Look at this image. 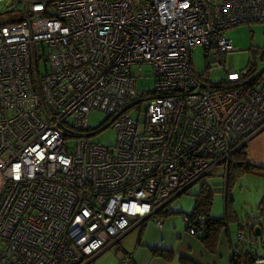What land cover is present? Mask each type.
Instances as JSON below:
<instances>
[{
  "label": "built area",
  "instance_id": "2783aa9c",
  "mask_svg": "<svg viewBox=\"0 0 264 264\" xmlns=\"http://www.w3.org/2000/svg\"><path fill=\"white\" fill-rule=\"evenodd\" d=\"M250 23L264 25V0H0V264H90L160 228L216 167L225 181L264 129V46L241 71L224 63L236 50L223 32ZM196 46L218 83L195 75ZM132 106L142 122L123 116ZM91 111L110 119L111 145L89 142ZM183 220L203 235V217Z\"/></svg>",
  "mask_w": 264,
  "mask_h": 264
},
{
  "label": "rangeland",
  "instance_id": "374dc122",
  "mask_svg": "<svg viewBox=\"0 0 264 264\" xmlns=\"http://www.w3.org/2000/svg\"><path fill=\"white\" fill-rule=\"evenodd\" d=\"M223 36L236 50L225 55V66L235 72L241 71L252 61L254 51L264 46V25L258 23L240 24L225 30ZM191 66L195 75H207L212 83H218L222 78V71L215 69L212 65H206L203 50L199 46L194 47L191 51ZM137 69L141 73V79L137 77ZM132 73L135 77L137 90L145 92L144 96H147L146 93L151 92L153 89L152 69L146 65H139L132 69ZM123 116L141 122L144 118L140 106H132L123 113ZM109 122L110 119L102 113L91 111L86 117L88 132L94 133L89 142L104 146L111 145L114 140V132L111 130ZM220 170L221 167H216L209 173V178L205 179V183L214 190L209 210L210 215L213 216L222 215L223 212V195L221 191L225 189L224 180L219 176H215ZM198 186L197 184L191 187L185 194L175 198L168 207L169 212L173 214H169L166 225L168 227L171 221L174 222L169 231L174 232L172 233L174 237L180 236V240L188 236L186 222L183 219L185 215H189L192 211V195L198 191ZM228 190L231 197V218L226 221V227L231 243L240 245L255 239L256 244L252 245V249L256 250L257 253H261L260 243L264 240V217L261 216V207L264 205V178L253 174L237 175L231 186L229 185ZM247 219L249 221L246 224ZM146 223L149 227L152 226L151 221ZM254 228L258 229V236L254 235ZM237 234L242 236L241 242L237 240ZM91 264H118V260L113 249H108L98 255ZM255 264H264V261Z\"/></svg>",
  "mask_w": 264,
  "mask_h": 264
},
{
  "label": "crops",
  "instance_id": "0c3cea01",
  "mask_svg": "<svg viewBox=\"0 0 264 264\" xmlns=\"http://www.w3.org/2000/svg\"><path fill=\"white\" fill-rule=\"evenodd\" d=\"M243 151L245 163L264 171V129L246 142ZM253 175L264 178L260 173ZM170 213L160 217V228L153 223L149 227L145 222L114 244L110 249L117 260L125 255L130 257L131 264H230L232 243L227 230L220 232L214 252L210 254L195 236L188 235L180 240V236L172 235L174 232L169 229L174 222L166 225Z\"/></svg>",
  "mask_w": 264,
  "mask_h": 264
},
{
  "label": "trees",
  "instance_id": "16d2710c",
  "mask_svg": "<svg viewBox=\"0 0 264 264\" xmlns=\"http://www.w3.org/2000/svg\"><path fill=\"white\" fill-rule=\"evenodd\" d=\"M243 149L244 147H242V149H240L239 151H237L232 155L227 167L226 179L223 184L225 189L221 191L223 195V212L221 217L213 218L212 216H210L209 213L212 197L214 194V190L205 183V179L209 178V175L204 180H202V182L198 184L199 185L198 191L192 195L193 197L192 211L188 216H185L190 221L197 217H203L204 219L202 226L203 235L202 236L196 235L195 237L200 241L201 245L210 254L214 252L220 232L222 230H227L226 221L231 218V212H230L231 197L228 188L229 185L231 186L233 179L237 175H242V174L260 173L264 175L263 170L257 169L249 165L248 163H245ZM222 175L223 173L221 169V173L220 172L216 173L215 176H219L222 178ZM186 192H184L183 194H185ZM261 210H262L261 216L264 217V205H262ZM248 221L249 219H247L245 223L247 224ZM186 228L188 227L186 226ZM237 240L241 242L242 236L240 234L239 235L237 234ZM255 244H256L255 239L251 241L249 240L245 244H240V245L232 244L231 252H230V256H231L230 264H255L256 258H262V260L264 261V240L263 242L260 243L261 253H257L256 250L252 249V245Z\"/></svg>",
  "mask_w": 264,
  "mask_h": 264
},
{
  "label": "water",
  "instance_id": "95a60500",
  "mask_svg": "<svg viewBox=\"0 0 264 264\" xmlns=\"http://www.w3.org/2000/svg\"><path fill=\"white\" fill-rule=\"evenodd\" d=\"M258 234H259V233H258V229H254V235H255V236H258Z\"/></svg>",
  "mask_w": 264,
  "mask_h": 264
},
{
  "label": "bare ground",
  "instance_id": "6f19581e",
  "mask_svg": "<svg viewBox=\"0 0 264 264\" xmlns=\"http://www.w3.org/2000/svg\"><path fill=\"white\" fill-rule=\"evenodd\" d=\"M218 168V167H217Z\"/></svg>",
  "mask_w": 264,
  "mask_h": 264
}]
</instances>
